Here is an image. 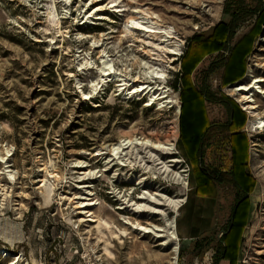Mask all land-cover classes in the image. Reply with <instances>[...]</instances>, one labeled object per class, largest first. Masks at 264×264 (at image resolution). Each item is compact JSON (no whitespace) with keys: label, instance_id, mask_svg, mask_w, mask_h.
<instances>
[{"label":"rangeland","instance_id":"obj_1","mask_svg":"<svg viewBox=\"0 0 264 264\" xmlns=\"http://www.w3.org/2000/svg\"><path fill=\"white\" fill-rule=\"evenodd\" d=\"M90 1L72 0L64 6L58 0L60 15H69L63 18V24L70 31L64 41L58 36L56 44L49 40L53 34L44 33L48 0H0L1 152L6 156L4 147L11 148L9 161L0 160V249L22 253L18 264H172L178 240V264H212L213 249L198 241L205 236L222 235L237 188L224 181L216 183L212 197L196 192L193 167L181 139V114L177 118L175 113L178 104H152L141 91L128 96L126 91H119L120 87L115 85L118 81L114 80L92 97H84L82 90L90 92L89 83L96 79V70L84 74L82 63L88 58L99 64L103 47H107L119 69L132 67L131 76L142 71L141 60H150L149 53L142 50L143 42L134 41L133 35L120 39L128 14L112 10L110 0L94 2L89 12L95 5L103 4L104 9L99 12L113 16L115 21L101 17L86 23L85 11ZM118 1L122 6H138L164 15L163 25H171L178 36L185 38L179 59L173 63L170 58L159 61L166 76L158 80L164 81L171 94L178 95L181 110L182 92L190 85L196 88L205 82L215 98L230 97L227 103L218 99L205 101V113L214 125L205 137L200 162L207 168H230L235 158V141L241 137L238 134H246L248 169L256 180L252 218L249 224L233 226L226 232L225 264H264V126L254 131L255 118L230 90L249 82L253 76L264 75L263 13L245 17L242 12L238 14L230 48L254 32L247 43L244 41L245 46H251L245 58V75L227 83L228 48L204 54L191 67L190 60L184 68L182 64L193 39L209 36L220 22L230 20L234 10L224 12L227 0ZM259 4L264 5V0ZM113 28L115 31L111 32ZM80 32L87 35L86 40L80 41ZM101 35L104 45L91 47L93 38ZM38 36L41 40H37ZM138 37L136 33L135 38ZM69 71L76 76H70ZM254 97L264 110V93L255 92ZM233 102L238 111L232 108ZM239 110L245 114L243 126L230 130L223 127L229 119L233 122ZM173 121H177L179 128L180 153L175 155L181 160L169 161L173 155L164 153L162 157L170 165L168 171L158 161L155 169H142L143 164L121 169L112 164L104 170L106 159L95 155L99 148L115 143L119 135L157 134L167 139ZM146 160L153 165V160ZM44 166L59 177H51L46 186L39 187L46 174L40 170ZM7 169H12L15 180ZM84 170L95 172L87 175ZM143 191L161 198L152 199L151 205L157 208L136 211L134 201L142 200ZM174 198L183 199L179 209L170 201ZM81 200L94 201L86 206L90 211L78 212L76 204ZM163 211L169 219L176 218L178 239L168 235L169 226L163 231L145 232L132 224L140 219L162 227L166 225ZM13 261L14 255L4 256L0 252V264H16Z\"/></svg>","mask_w":264,"mask_h":264},{"label":"bare ground","instance_id":"obj_2","mask_svg":"<svg viewBox=\"0 0 264 264\" xmlns=\"http://www.w3.org/2000/svg\"><path fill=\"white\" fill-rule=\"evenodd\" d=\"M62 5L68 6L70 1L72 0H59ZM99 0H91L89 2L90 5L85 11L86 16L85 22H93V19L96 18H108L109 21H115V18L110 15H105L99 10L104 9L103 4L95 5L92 12H89V9L92 8L94 2ZM58 0H48L47 6V25L44 27L45 34H53V36L49 39L51 42L58 43V36H61V40H66V36L68 35L70 28L68 25H64L63 18L68 17L69 15L62 16L58 10ZM110 7H112L114 11H126L128 14V18L126 21V25L123 30V34L120 39L128 38L130 36H134V41H141L145 45L142 47V50L145 53H149L150 60H141L139 63L142 71L138 74L132 75V67H125L119 69L114 61V59L110 56L109 50L107 47H103L100 50V61L99 64L93 63L88 58L85 62L82 63L81 70L85 74L90 69H95L96 71V79H92L90 81V92H86L82 90L84 97H92L97 91L101 88H105L109 85V81H118L115 85L119 86V91L122 93L126 91V95L130 96L132 94H139L140 91L146 93L149 96L150 102L152 104L158 103L161 106H165L166 103H172L171 105H177L176 108V116L177 118L180 116L182 110L179 106V97L177 94H171L169 89L163 85V80L159 82L158 79H162L165 77V69L162 66L161 62L165 61L166 58H170L169 61L173 63L176 59H179V55L183 53V44L185 43V38L180 37L176 34V31L173 30L171 25L164 26L162 22L165 20V16L160 13L150 12L148 9L141 8L138 6H129L128 4L122 6L118 0H110ZM87 6V5H86ZM85 16V15H84ZM78 18V17H76ZM155 19V20H154ZM75 20V18H73ZM166 21V20H165ZM113 27V26H112ZM115 28L111 30L114 32ZM139 34L138 38H135V34ZM80 41L86 40L87 35L85 33L80 32L78 36ZM37 40H41L38 36ZM104 45V37L101 35L100 38L94 37L92 40L93 48L97 46ZM150 47L146 49V47ZM153 61V62H152ZM69 75L76 76L74 71H69ZM146 79V80H143ZM151 79V80H150ZM153 79H156V81ZM138 82V84H136ZM264 75H256L246 83H239L235 87H231V91L233 94H237L240 101L243 102L244 108L250 112V115L254 117V131L256 128L260 126H264V110L260 109V104L256 101L254 95L257 93H264ZM132 85V86H130ZM133 88V89H132ZM98 91V92H99ZM117 91V89H116ZM114 95L117 92H113ZM141 94V93H140ZM149 102V103H150ZM178 123L177 121H173V124L169 130L168 138L163 139L159 135L154 134L150 136H129V135H119L117 137V141L113 144L107 145L106 148H99L95 153L96 156H101V158L106 159V167L104 170L112 167V164L120 165L121 169H125L126 167L135 168L136 166L140 167L143 164L142 169H155V162L157 164L162 163L163 166L161 168H165V171L170 170V165L167 164V161L163 159L162 155L167 153L169 155H173L169 161H180L181 158L177 157L175 154L179 152L177 147V136H178ZM3 144L0 142V160L2 162H8L11 148L9 146H5L4 149L6 151L5 154L1 152V147ZM128 149V150H127ZM180 153V152H179ZM153 160V165H148L146 159ZM116 159V161H115ZM80 165V164H79ZM84 165V164H81ZM9 167L10 165H6ZM8 174L11 179L15 180L16 176L14 175L12 169H7ZM40 170L45 171V176L40 179L42 184L39 187H44L47 185L49 178L51 177H59V174L54 170H50L48 166H44L40 168ZM103 170V169H102ZM2 172V171H1ZM84 174L93 175L94 172L92 170L82 171ZM179 176V181L181 179V175L177 172ZM143 176H140V182H143ZM87 186H91L90 184H84ZM121 192V191H119ZM1 196V193H0ZM142 200L140 202L134 201V205H136V211H145L148 210L147 207L157 208L156 206L151 205L152 199L160 200V197L152 196L147 191H143V194L140 196ZM87 198V197H85ZM92 200V199H91ZM130 200V199H129ZM182 198H174L170 201L173 203V206L179 209V206L182 202ZM124 202V201H123ZM155 202V201H154ZM94 201L85 202V200L78 201L76 204V208H79L80 213L90 211L87 210L89 204H93ZM160 212V211H157ZM92 214V212H90ZM165 215L166 225L162 227L149 225V221L143 223L140 219H135L132 221V224L136 228L144 230L145 232H150L152 230L163 231L169 226L171 228L170 234H168L171 239H178V231H177V222L175 219H169L165 211H163ZM90 214V215H91ZM84 220V219H83ZM107 222V221H106ZM129 223V221H126ZM108 223V222H107ZM239 229L235 230L234 234L238 232ZM161 235V234H159ZM165 243V242H164ZM180 249V241L176 240L173 251L177 253L174 255V260H172V264H178V252ZM0 252L4 254V256H13L14 255V263L18 264L22 257V253H14L10 249L1 248ZM225 264V261H224Z\"/></svg>","mask_w":264,"mask_h":264},{"label":"trees","instance_id":"obj_3","mask_svg":"<svg viewBox=\"0 0 264 264\" xmlns=\"http://www.w3.org/2000/svg\"><path fill=\"white\" fill-rule=\"evenodd\" d=\"M259 1L227 0L224 12H228L231 9V11L234 10V14L230 16L229 21L225 19L220 22L209 36H200L193 39L186 53V59H183V68L185 65L187 66L188 60H190L191 67L204 54L221 52L228 48L230 56L227 58L228 62L225 66V82L230 83L243 77L245 75V58L251 50V46H245L244 41L247 43L254 31L251 32V35H247L235 47L230 48L231 38L235 29L233 26L239 18L238 14L240 12H242L243 17L253 14L257 16L263 13L261 17V22H263L264 5L259 4ZM187 87H189L187 91L182 92L184 104L181 112V139L193 167V178L196 179V192L202 196L212 197L217 186L216 183L224 181L231 182L237 188V197L232 205L229 218L222 227V235L214 237L205 236L202 240L198 241L200 245L206 244L208 247L214 249L212 264H220V261L225 257L227 251L225 239L228 229L235 224L246 225L250 223L253 206L250 193L256 185V180L248 169V141L245 133L238 134L241 137L235 141V158L230 168H224L222 170L215 167L207 168L202 161L200 162V156L203 154L205 148V137L214 125L213 122H209L205 113V101L218 99L226 102L230 97L223 94L224 96L215 98L213 92L205 82L199 84L196 88L192 85ZM230 104L232 105V102ZM232 108L238 111V105L234 102ZM244 121L245 114L239 110L238 114H234L233 122L229 119L223 127H228L229 130L232 127L239 128L243 126ZM227 176L230 178H227Z\"/></svg>","mask_w":264,"mask_h":264},{"label":"crops","instance_id":"obj_4","mask_svg":"<svg viewBox=\"0 0 264 264\" xmlns=\"http://www.w3.org/2000/svg\"><path fill=\"white\" fill-rule=\"evenodd\" d=\"M252 194H253V191L250 193V196H251V199H252ZM253 202V201H252ZM252 211H253V206H252ZM251 218H252V213H251ZM250 221H251V219H250ZM233 226H235V227H241V226H245V224H243V225H241V224H238V225H233ZM232 226V227H233ZM231 227V228H232ZM231 228H229L228 229V231L231 229ZM237 229H239V228H237ZM236 229V230H237ZM227 231V232H228ZM227 236V235H226ZM226 244V243H225ZM226 246H227V249H228V245L226 244ZM213 249V248H212ZM213 253H214V249H213ZM226 255H227V251H226V254H225V257L220 261V264L223 262L224 263V261H225V258H226Z\"/></svg>","mask_w":264,"mask_h":264}]
</instances>
